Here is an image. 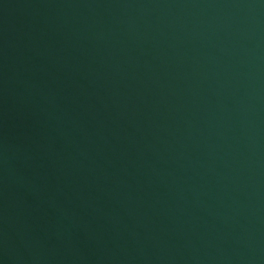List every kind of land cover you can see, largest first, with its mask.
<instances>
[{
  "label": "water",
  "instance_id": "1",
  "mask_svg": "<svg viewBox=\"0 0 264 264\" xmlns=\"http://www.w3.org/2000/svg\"><path fill=\"white\" fill-rule=\"evenodd\" d=\"M0 264H264V0H0Z\"/></svg>",
  "mask_w": 264,
  "mask_h": 264
}]
</instances>
